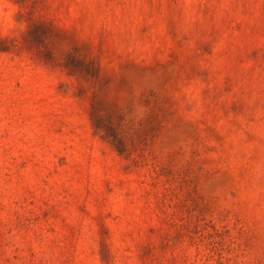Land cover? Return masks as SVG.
Wrapping results in <instances>:
<instances>
[{
    "label": "rangeland",
    "instance_id": "obj_1",
    "mask_svg": "<svg viewBox=\"0 0 264 264\" xmlns=\"http://www.w3.org/2000/svg\"><path fill=\"white\" fill-rule=\"evenodd\" d=\"M0 264H264V0H0Z\"/></svg>",
    "mask_w": 264,
    "mask_h": 264
}]
</instances>
